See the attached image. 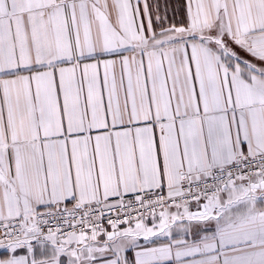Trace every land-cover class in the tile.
<instances>
[{"label": "snow or ice", "instance_id": "obj_1", "mask_svg": "<svg viewBox=\"0 0 264 264\" xmlns=\"http://www.w3.org/2000/svg\"><path fill=\"white\" fill-rule=\"evenodd\" d=\"M0 264H264V0H0Z\"/></svg>", "mask_w": 264, "mask_h": 264}]
</instances>
